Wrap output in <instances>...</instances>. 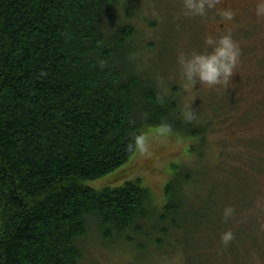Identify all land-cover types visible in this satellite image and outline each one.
Here are the masks:
<instances>
[{
  "label": "trees",
  "instance_id": "trees-1",
  "mask_svg": "<svg viewBox=\"0 0 264 264\" xmlns=\"http://www.w3.org/2000/svg\"><path fill=\"white\" fill-rule=\"evenodd\" d=\"M120 1L0 0V264H81L88 223L137 264L176 250L183 264H240L244 240L255 243L252 218L237 222L247 201L211 198L225 180L205 182L203 170L172 165L161 206L138 177L87 185L134 155L133 128L207 131L184 117L175 89L142 72L136 12Z\"/></svg>",
  "mask_w": 264,
  "mask_h": 264
},
{
  "label": "rangeland",
  "instance_id": "rangeland-1",
  "mask_svg": "<svg viewBox=\"0 0 264 264\" xmlns=\"http://www.w3.org/2000/svg\"><path fill=\"white\" fill-rule=\"evenodd\" d=\"M128 1L132 2L128 11L136 12L130 17L137 25L134 39L142 49L138 59L142 72L163 84L164 91L175 89L185 110L184 117L193 124L206 125V136L185 137L155 128L148 131L149 153L135 152L123 166L87 185L96 189L120 186L125 180L138 177L150 189L155 204L161 206L162 190L172 176V165L203 170L205 182L225 180L214 185L211 198L216 193L215 197L223 194L219 199L240 205L247 201L239 210L237 222L248 224L252 218L254 226L260 227L252 232L255 245L244 240L249 248L239 251L240 264H264V157L260 161L254 157L258 148L264 149V114L257 115L264 110V30L246 25L249 29L246 37L244 29H229L227 33L240 49V61L232 78L226 84L207 86L198 82L193 86L184 79L178 57L189 55L193 50H205L207 35L223 34L224 31L217 33L216 27L210 28L219 16H214L208 7L203 15H184L183 0H121L120 8ZM116 12L117 22L122 17L119 9ZM116 22L112 21L110 28ZM235 24L244 27L240 20L232 23ZM185 113H191V119ZM119 172H125L124 176L111 181ZM241 184L248 186L241 191ZM206 191L209 198L210 191ZM87 229V235L80 240L81 264H137L133 260L134 250L120 242L116 246L104 243L92 223H88ZM160 253L144 257L139 264H183L175 253Z\"/></svg>",
  "mask_w": 264,
  "mask_h": 264
},
{
  "label": "clouds",
  "instance_id": "clouds-1",
  "mask_svg": "<svg viewBox=\"0 0 264 264\" xmlns=\"http://www.w3.org/2000/svg\"><path fill=\"white\" fill-rule=\"evenodd\" d=\"M211 4L208 0H183L184 15H203L206 8ZM259 14L264 15V3L258 9ZM226 18L233 15L231 10H223L221 13ZM205 43L208 46L205 50H193L191 54H181L178 63L181 73L186 81L191 85L202 83L207 86L226 84L232 78L234 70L240 61V49L237 42L230 33L220 35H207ZM191 119V113H185ZM161 132L171 130V125L167 122L158 125ZM130 139L126 144L128 151L147 154L150 151L148 132L141 129H131ZM233 212L231 206L223 210L225 216H230ZM233 233L227 230L222 234L221 239L227 243L232 239Z\"/></svg>",
  "mask_w": 264,
  "mask_h": 264
},
{
  "label": "flooded vegetation",
  "instance_id": "flooded-vegetation-1",
  "mask_svg": "<svg viewBox=\"0 0 264 264\" xmlns=\"http://www.w3.org/2000/svg\"><path fill=\"white\" fill-rule=\"evenodd\" d=\"M208 2L211 4V6L208 8L213 11L214 16H219L216 21L212 22L213 25L210 27H216L217 33L219 31H224V33H226L229 29L238 28V30L244 29V34L246 33L247 37V30L249 32V29L246 25L251 27L252 25H255L259 29L264 30V15H261L258 12L260 5L264 3V0H253L250 2L242 0H208ZM225 9L232 11L233 15L231 16V18H226L221 14ZM239 20L244 27L238 24L232 25V23H237V21ZM241 39H243V37H241ZM262 111L263 113L259 111L257 115L264 114V110ZM254 157L255 159L260 161V158L264 157V149L258 148Z\"/></svg>",
  "mask_w": 264,
  "mask_h": 264
}]
</instances>
